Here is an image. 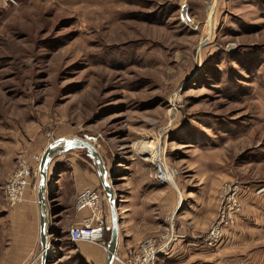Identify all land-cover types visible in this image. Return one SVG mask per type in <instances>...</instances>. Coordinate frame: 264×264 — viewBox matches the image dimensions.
<instances>
[{"label":"rangeland","instance_id":"374dc122","mask_svg":"<svg viewBox=\"0 0 264 264\" xmlns=\"http://www.w3.org/2000/svg\"><path fill=\"white\" fill-rule=\"evenodd\" d=\"M58 137L94 145L117 211L131 210L119 206L126 199L145 202L132 214L153 227L147 237L173 221L176 244L200 243V256L179 263L174 243L155 264H264V0H0V252L9 212L37 192L10 205L6 177L20 155ZM51 164L96 171L83 148ZM228 184L241 187L240 209L208 246ZM169 188L181 199L171 213ZM46 195L55 212L49 264H81L63 203L51 187ZM202 209L212 213L207 225L185 222Z\"/></svg>","mask_w":264,"mask_h":264},{"label":"crops","instance_id":"0c3cea01","mask_svg":"<svg viewBox=\"0 0 264 264\" xmlns=\"http://www.w3.org/2000/svg\"><path fill=\"white\" fill-rule=\"evenodd\" d=\"M48 175V191L51 187L56 196L55 200L63 203L64 208L60 213L63 214L64 217L63 229L68 231L72 222L73 224L76 223L82 216L87 214V210L75 211L74 199L76 193L86 187L101 186L97 172L79 169L76 171L53 170L49 172ZM201 188H203V186H201ZM202 190L203 189H200L199 192H203ZM194 196L197 197L195 198L196 200H199L198 197L200 195L195 193ZM176 198L173 189H165L163 199L171 209L168 213L174 211L179 205L181 199L179 200L178 198L176 203ZM185 198L190 199L192 197L187 195ZM122 204L131 210H122ZM138 204L145 205V202L137 199L136 201L133 199H126L124 203L119 204L121 208H118L119 226L117 252L119 254H125L127 248L135 246L153 230V227H146L142 221H139L140 216H134V214H132V208L137 209L139 207ZM68 209H71V211H67ZM211 216L212 213L207 212V209L196 210L191 215L192 218L185 222L193 227L199 223L197 218L201 217L199 220H202V218L204 220V218H206L203 224L207 225V221H211ZM9 217L13 219L12 233L10 235V242H8L0 252L2 259L0 260V264H37L40 253L37 200L30 197L24 203L18 204L11 209ZM186 218H188V216ZM54 223L55 222H50L49 227L53 229ZM181 224L185 225L184 221H182ZM181 242L182 241L179 240L177 244L175 243L173 249L174 257H172L176 258L175 260H180L179 263L182 262L183 258L189 257V255H202V252H199L202 251V249L196 248L197 245L200 244L199 241H194L192 239L187 240L185 243ZM76 243L81 256L86 262L89 264H105L106 252L100 245L87 241ZM50 253H52V251H50Z\"/></svg>","mask_w":264,"mask_h":264},{"label":"built area","instance_id":"2783aa9c","mask_svg":"<svg viewBox=\"0 0 264 264\" xmlns=\"http://www.w3.org/2000/svg\"><path fill=\"white\" fill-rule=\"evenodd\" d=\"M40 157V153H35L31 156L20 155L17 158L15 167L3 184L5 198L10 205L23 201L29 189L36 190ZM240 190L241 187L238 184H228L222 187L217 217L211 222L204 237V242L208 246H215L219 243L225 235V230L233 222V218L240 209ZM105 199L101 187H86L76 193L75 210H87V214L69 227L68 239L71 242L96 243L105 252L107 251L104 241L105 231L108 229ZM180 237L181 235L176 233L173 221H169L160 233L143 238L136 246L127 248L125 254H119L116 251L113 264L115 262L117 264H155L160 257L170 255L171 245Z\"/></svg>","mask_w":264,"mask_h":264},{"label":"water","instance_id":"95a60500","mask_svg":"<svg viewBox=\"0 0 264 264\" xmlns=\"http://www.w3.org/2000/svg\"><path fill=\"white\" fill-rule=\"evenodd\" d=\"M78 148L86 149L88 155L92 158L102 191L109 206L110 225L108 227L109 237L106 244L107 251L105 264H113V256L118 245V198L114 192L112 182L107 178V172L103 164V160L94 145L86 139L73 137H58L48 143L41 153L38 166L39 177L36 192L40 243V253L38 256L39 264H49L51 262V243L48 241V236L51 234L52 228L49 227V216L55 212L50 210L47 204L46 194L48 193V168L55 154Z\"/></svg>","mask_w":264,"mask_h":264},{"label":"trees","instance_id":"16d2710c","mask_svg":"<svg viewBox=\"0 0 264 264\" xmlns=\"http://www.w3.org/2000/svg\"><path fill=\"white\" fill-rule=\"evenodd\" d=\"M53 233V230L51 231V234ZM108 234V231H105V237H104V241L107 243L108 239H106ZM77 259L81 262V264H86L85 259L81 256V254H79V256L77 257Z\"/></svg>","mask_w":264,"mask_h":264},{"label":"bare ground","instance_id":"6f19581e","mask_svg":"<svg viewBox=\"0 0 264 264\" xmlns=\"http://www.w3.org/2000/svg\"><path fill=\"white\" fill-rule=\"evenodd\" d=\"M187 20H189V21L191 22L192 19L187 18ZM91 144H92V143H91ZM55 162H56V161H55ZM51 165H52V164H51ZM49 169H50V170H51V169L54 170V164L52 165V168L49 167ZM50 170H49V171H50ZM52 174H53V173H52ZM48 176H49V175H48ZM107 207H108V206H107ZM108 211H109V210H108Z\"/></svg>","mask_w":264,"mask_h":264}]
</instances>
